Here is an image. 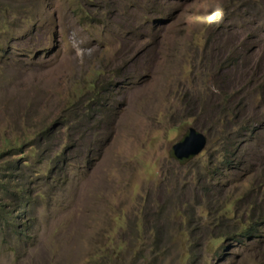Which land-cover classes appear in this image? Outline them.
I'll return each instance as SVG.
<instances>
[{"label": "rangeland", "instance_id": "obj_1", "mask_svg": "<svg viewBox=\"0 0 264 264\" xmlns=\"http://www.w3.org/2000/svg\"><path fill=\"white\" fill-rule=\"evenodd\" d=\"M244 124L227 167L221 126ZM188 128L212 134L182 166ZM19 149L28 230L1 224L0 264H264V226L222 237L264 219V0H0V154Z\"/></svg>", "mask_w": 264, "mask_h": 264}, {"label": "trees", "instance_id": "obj_2", "mask_svg": "<svg viewBox=\"0 0 264 264\" xmlns=\"http://www.w3.org/2000/svg\"><path fill=\"white\" fill-rule=\"evenodd\" d=\"M248 5H250L251 2H247ZM245 2H242V6H248ZM98 7V6H97ZM156 9V8H155ZM83 10V9H82ZM152 13L154 14V12L152 11ZM81 18H82V14L80 12ZM86 20V18H84ZM84 19L82 18L81 21H84ZM90 20V19H88ZM154 23V22H153ZM158 26V24H157ZM234 63V62H233ZM232 62H230V60H228V62L223 65L221 67L224 68L227 65H231ZM213 72H211L210 74H212ZM212 77H215L214 74H212ZM218 110L217 113H220L219 118L220 120H227L228 121V125L232 124L234 126H238L240 124V120H239V116H238V106H233L229 96L227 94H223L220 95L219 101H218V106H217ZM216 113V114H217ZM222 120V121H223ZM221 121V122H222ZM54 124V123H53ZM50 125V127H45L43 133L41 135H45L47 132L51 133L52 132V127L54 125ZM222 124V123H221ZM61 125H66L65 120L61 121L59 120L58 124H56V126L53 127V132H55L56 128H58ZM245 125V124H244ZM251 129L250 125H245L242 126L240 132H235V133H231L232 130H230L229 127H222L221 126V135L222 137L226 138L227 136H231V138L233 136L236 137V139L234 140H228V150H224V158L227 164L224 165H228L227 167H231L232 164L230 162V157H234V152L235 150H237L238 145L240 144L241 140L237 141L238 139L242 138V136L245 133H248ZM206 130V129H205ZM208 131V136H210L211 130H207ZM57 132V131H56ZM50 135V134H47ZM9 142V141H8ZM17 152L13 153V151H8V152H3L0 154V227L1 224L4 223L5 228L4 230H10L12 229V231L20 236L22 235L23 232H20V227L15 226V222L20 219L22 220V222L20 223V225L23 226L24 231L28 230L27 227V223L25 222V218H27V208L23 207L21 203H24L25 199H21L20 196H18L19 193L23 192V188H20L19 190H17L19 188V186H14L15 182L17 181V178H15V170L18 169L20 167L21 164H24L25 166H27L29 164L28 160H23L25 157V153L22 150H15ZM16 155H19L20 158H15ZM9 156L10 158H12V161L9 162L8 164L5 165V159L6 157ZM8 172H11V174H7ZM18 182V181H17ZM66 184V182L63 183L62 186H64ZM11 192L13 196H18L17 199L15 201H13L12 204V208H15L14 214H12L13 212L11 210H9V204L7 202L8 200V196L6 193ZM5 196V197H4ZM22 200V202H21ZM14 205V207H13ZM211 211V207L210 210H208V212ZM264 219H262L261 222H259L258 220L255 222H250L248 225H244V226H239L237 227L233 233L232 232H224V235H222V237H226L228 239H232L234 241H237L239 243H243L245 241H252L255 239H259L262 235V227L264 226Z\"/></svg>", "mask_w": 264, "mask_h": 264}, {"label": "water", "instance_id": "obj_3", "mask_svg": "<svg viewBox=\"0 0 264 264\" xmlns=\"http://www.w3.org/2000/svg\"><path fill=\"white\" fill-rule=\"evenodd\" d=\"M208 136L195 128H188L182 138L172 147L169 157L185 166L201 155L208 146Z\"/></svg>", "mask_w": 264, "mask_h": 264}]
</instances>
